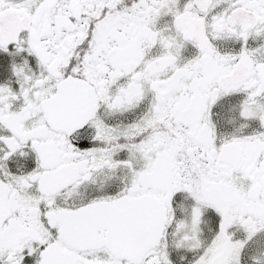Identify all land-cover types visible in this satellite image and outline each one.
Segmentation results:
<instances>
[{"label": "snow or ice", "instance_id": "snow-or-ice-1", "mask_svg": "<svg viewBox=\"0 0 264 264\" xmlns=\"http://www.w3.org/2000/svg\"><path fill=\"white\" fill-rule=\"evenodd\" d=\"M0 264H264V0H0Z\"/></svg>", "mask_w": 264, "mask_h": 264}]
</instances>
